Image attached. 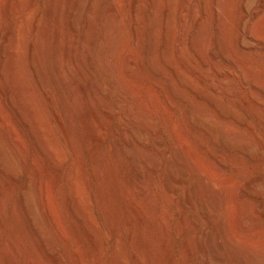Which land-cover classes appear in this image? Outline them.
Segmentation results:
<instances>
[{"label": "rangeland", "instance_id": "374dc122", "mask_svg": "<svg viewBox=\"0 0 264 264\" xmlns=\"http://www.w3.org/2000/svg\"><path fill=\"white\" fill-rule=\"evenodd\" d=\"M65 1L0 0V41L4 39L3 48V44L0 45V92L7 88L14 90L9 95L14 96L13 100L6 94L5 98L0 95V123L4 126L0 129V200L8 192L3 207L6 219L0 225L1 244L6 246L7 230L13 225L24 233L17 208L18 201L27 199L46 239L41 252L35 251V254L31 250L38 258L37 264L39 260L40 264H214L207 256V239L213 230L218 231L217 240L224 239L227 245L225 254H228L222 264H247L245 261L264 264V219L258 215L264 212V57L261 50L264 10L256 19L244 20L239 25L241 34L254 37L250 43L251 53H244L245 56L237 51L233 56L225 52L224 61L208 62L211 72L207 75L192 63L199 77L187 66L181 31L188 25L192 12L197 10L201 14L200 25L205 28L200 27L209 35L213 33L211 0H188L191 4L187 0H172L170 3L169 43L180 45L179 55L186 64L180 69L181 76L193 90L205 96L215 94L229 114V128L238 133L235 140L218 139V149L208 146L209 149L207 145L200 149L195 141L184 135L179 124L192 96L187 92L186 100L177 102L170 111L164 102L168 91L166 79H159L155 84L141 65V43L131 33L132 0L99 1L104 13L102 20L107 19L112 26L105 43L108 59L110 63L117 55L120 62L132 59L136 68L130 67L131 86L123 78L120 64L116 70L101 76L110 86L98 85L97 77L87 70L82 60L84 44L79 36L82 30L76 20L80 7L84 6V17L87 8L95 7V1L75 0L76 6L67 19L65 14H60L64 13L61 7L67 4L62 6ZM165 1L155 0V4L162 2V6H155L159 42ZM147 2L138 0L136 10L139 14ZM227 2L224 9L228 14L220 23L221 30L230 28L240 12L249 17L252 8L250 0ZM16 13L20 15L22 27L14 32ZM60 17L65 19L60 21ZM103 23L97 26L101 31ZM200 27L194 31L193 40L199 37ZM137 29L143 41L144 25L139 23ZM15 37L18 54L11 63L8 47ZM67 39L71 41L68 51ZM56 44L67 54L65 58L60 56L61 63H66L65 77L52 73L54 64L50 55L52 59L56 56ZM33 45L40 68L38 79L28 64V51ZM232 57L236 60V68L228 64ZM168 58L171 64L177 65V53L173 48ZM70 67L75 72H71ZM216 68L228 77L230 86L215 79ZM254 82L262 85L261 94L253 89ZM118 91L121 100L117 99ZM22 102L31 107L32 116L23 112ZM129 113L140 117L144 135L139 137L129 130L126 122ZM33 116L38 120L40 136L32 128ZM214 126L209 123L205 128L213 130ZM127 145L133 147V152L126 148ZM218 162L224 166L220 167ZM71 198L84 208L86 217L77 209L71 213ZM184 217L188 222L183 221ZM8 250V257L3 262L0 260V264H23L24 255ZM46 253L54 260L46 258Z\"/></svg>", "mask_w": 264, "mask_h": 264}, {"label": "bare ground", "instance_id": "6f19581e", "mask_svg": "<svg viewBox=\"0 0 264 264\" xmlns=\"http://www.w3.org/2000/svg\"><path fill=\"white\" fill-rule=\"evenodd\" d=\"M56 1V0H55ZM95 1V7H89L87 8L86 12H85V16L83 17L84 14V6L80 7L81 11L79 13V15H77V22L78 25L80 26V29L82 30L81 35H79L81 37V40L84 44V49H83V53H82V60L84 62L85 67L87 68V70H89L92 74H94L97 77V83L99 86L102 85H108L110 86L111 84L106 81L103 77H101L103 74L107 73L108 71H114V69L116 67H118V64H120L121 66V72H122V76L123 78L126 80V82L128 81L129 84V80L132 78L131 77V66L134 64L132 59L127 58L124 61L122 60V62L118 61L117 56L115 57V60L113 63H110V59L107 51H106V40H107V36L109 33H111L112 31V26L109 25L107 19H105V21L102 20L103 18V11L101 9V7H99V1L100 0H93ZM188 1V0H187ZM227 1L229 0H211V6H210V12L214 18V23L213 24V33L212 34H208L206 33L207 31H205V29L203 30L200 24H201V14L199 11L194 10L192 12V14L189 17L188 20V25L183 28V32L181 31L182 35H183V42L185 45V50H186V55L188 56V62L189 64H187L188 68L190 69L191 73L195 74L196 76L200 77V74L198 73V69H196L194 67L193 64H197L199 70L204 73L205 75L209 74L211 72L210 67H209V61H214L215 63H220L222 61H224V56H225V52L230 53L231 55L234 56V52L236 53L237 51H239L241 54L244 53H251V47H250V43L252 41V39H254V37L250 36V35H243L241 34V32L239 31V25L240 23H242L244 20H249L252 21L254 19H256V17L259 15V13L261 11L264 10V0H250L252 2V8L250 10V14L249 17H245L243 12H240L238 15L237 20L235 21V23L230 27L227 28L226 30H221V24L223 23V21L225 20V15H227L228 13L226 12V8L224 9L226 3H228ZM2 2V1H1ZM49 2V1H48ZM76 1L75 0H70V2L68 3V1L66 0L64 2V4L62 6L65 5V7H61L63 9V14L60 12L61 15L66 16V19L69 17V15H71L74 7L76 6ZM114 2V1H113ZM165 2H167V6H164V8L162 9V40L159 42L157 41V34H156V27H157V23H158V19L156 17L155 14V0H148L147 5L143 8L142 13H138L136 10L137 4H138V0H132L131 2V20L132 23L131 24V33L133 35V37L139 42L140 44V49H141V54H142V58H141V65L146 69L147 73L150 75V77L156 82L155 84H157L159 79H166L167 84H168V91L167 93V100L164 101L166 104V108L169 109L170 111L173 110L174 105L177 102L180 101H185V95L188 92L192 98L191 100L188 102L187 107L185 109V111L183 112V117L181 119V122L179 123L182 131H184V135L187 136V138H189V140H193L195 141V143H197V145L200 147V149H204L205 145H207L206 147H215V149L219 148V144H218V139L220 140H229V139H236L238 137V133L234 132L232 129L229 128V124L230 122L228 121L227 117H228V113L226 112V109L224 107H222L219 103L218 100L216 99L215 94L214 95H210V96H205L203 94H201L200 92L193 90L190 85L188 84L187 80L185 78H183L180 74V69H182L183 67L186 66V64L184 63L183 59L180 57V45L178 42L172 43L170 44L169 41V23H170V16H171V7H170V3L172 2V0H166ZM190 2V1H188ZM241 2V1H240ZM82 3V2H81ZM162 3V2H161ZM159 3L158 5L160 6ZM243 3V2H242ZM92 4V5H94ZM103 4V3H102ZM165 4V5H166ZM191 4V2H190ZM229 4V3H228ZM244 4V3H243ZM14 5V4H13ZM85 5V3L83 4ZM90 5V4H89ZM91 5V6H92ZM164 5V4H163ZM3 6V5H2ZM11 6V5H10ZM101 6V5H100ZM158 6V7H159ZM162 6V4H161ZM15 7V6H14ZM19 7V6H18ZM50 7V4H49ZM157 7V8H158ZM244 7V6H243ZM6 8V7H5ZM54 8V7H53ZM57 8V7H56ZM60 8V10H61ZM160 8V7H159ZM12 9V8H9ZM29 9V8H28ZM113 9V8H112ZM182 9V8H181ZM3 10V9H2ZM17 10V9H15ZM184 10L183 9L180 11L182 12ZM14 11V10H12ZM114 11V9H113ZM10 12V11H9ZM108 12V11H107ZM4 13V12H3ZM29 13V11H28ZM113 13V12H111ZM183 13V12H182ZM227 13V14H226ZM6 14V13H5ZM17 14V13H16ZM185 14V13H184ZM112 15V14H111ZM14 32L18 31L19 27L21 26V19H20V15H14ZM29 16V15H28ZM50 16V15H49ZM60 16V15H59ZM105 16V15H104ZM108 16V15H106ZM105 16V17H106ZM113 16V15H112ZM116 16V15H115ZM229 16V15H228ZM13 18V17H12ZM61 18V17H60ZM229 18V17H228ZM8 19V18H7ZM62 19H65V17L58 19L60 21H63ZM67 21V20H65ZM64 21V22H65ZM96 21H99V23L101 21L100 24L103 23L102 26V31L99 30L97 28L100 27ZM107 21V23H106ZM51 22V21H50ZM26 23V22H25ZM28 23V22H27ZM144 25V40L141 41L140 40V34L138 32L137 26L138 24ZM227 23V22H226ZM63 24V22H62ZM61 25V23H60ZM220 25V26H219ZM202 28H201V27ZM7 27V26H6ZM25 27V26H24ZM30 27V26H29ZM35 27V26H34ZM37 27V26H36ZM200 27L202 30L200 32V35L197 39H192V35L194 33V31L196 30V28ZM116 28V27H115ZM205 28V27H204ZM51 29V28H50ZM55 30V29H54ZM69 30V29H68ZM35 31V29H34ZM200 31V30H199ZM30 32V31H29ZM71 32V31H70ZM81 32V31H80ZM79 32V33H80ZM1 33V32H0ZM23 34V33H22ZM56 34V33H55ZM113 34V33H112ZM124 34V33H123ZM10 35V34H9ZM49 35V34H48ZM22 36V35H21ZM124 36V35H123ZM8 38V37H7ZM48 38V37H47ZM124 38V37H123ZM260 38V37H258ZM56 39V38H55ZM115 39V38H114ZM1 40V39H0ZM4 40V39H3ZM0 41V45L1 43L3 44L4 41ZM58 40V38H57ZM56 40V42H57ZM116 40V39H115ZM260 40V39H259ZM20 41V40H19ZM54 41V40H53ZM108 41V40H107ZM113 41V40H112ZM257 42H259L256 39ZM60 42V41H59ZM111 42V41H110ZM261 42V41H260ZM58 43V42H57ZM80 43V42H79ZM113 43V42H112ZM36 44V43H35ZM38 44V43H37ZM54 44V43H53ZM59 44V43H58ZM56 44V49L57 52L56 56L54 55V58L52 59V55L50 60H52V63L54 64V67H52L51 72L54 73L55 75H59V74H63V76L65 77L64 73H67V71L65 70L66 67H64V65H66L65 61L63 62V64L61 63V61H63L62 57L65 58V53H63V48H61L60 45ZM61 44V43H60ZM66 48L67 51L70 50L71 48V41L70 39H67L66 41ZM128 44V42H127ZM258 44V43H257ZM262 44V43H261ZM11 46L8 47V53L11 56V63H14V59L17 56V49H18V39L15 37L13 39V42L10 44ZM126 45V44H125ZM173 45V47L171 46ZM2 48L4 46L1 45ZM0 46V47H1ZM34 46V45H33ZM46 46V45H45ZM64 46V45H63ZM112 46V45H111ZM114 46V45H113ZM42 47V46H41ZM34 47L31 46L30 50L28 51V56H29V62L28 64L30 65L31 69H33L36 73H37V79L40 76L39 73V67L37 64V59H36V52L34 54ZM110 48V47H109ZM173 48L174 51L177 53V65H173L170 63L169 58H168V53L170 51V49ZM48 49V48H46ZM139 49V50H140ZM37 50V49H36ZM49 50V49H48ZM124 50V49H123ZM261 50L263 53V57H264V46H261ZM82 51V50H81ZM116 51V50H115ZM130 51V50H129ZM128 51V52H129ZM4 52V51H3ZM47 52V51H46ZM45 52V53H46ZM52 52V51H51ZM140 52V51H139ZM119 53V52H118ZM47 54V53H46ZM65 54V55H64ZM115 54V53H114ZM113 55V54H112ZM140 55V54H139ZM246 56V54H244ZM62 56V57H60ZM128 56V55H127ZM38 57V56H37ZM126 57V56H125ZM39 58V57H38ZM121 58V57H120ZM69 59V58H68ZM112 59V58H111ZM1 60V59H0ZM10 60V59H9ZM46 60V59H45ZM44 60V61H45ZM49 60V59H48ZM46 60V61H48ZM49 60L50 64L51 61ZM137 60V59H136ZM190 60V61H189ZM25 61V60H24ZM69 61V60H66ZM139 61V60H138ZM1 62V61H0ZM191 62V63H190ZM69 63V62H68ZM193 63V64H192ZM228 64L232 67V68H236V60L233 59V57L231 59L228 60ZM1 65V63H0ZM49 65V64H48ZM137 65V64H136ZM53 66V65H52ZM134 66V65H133ZM131 67V68H130ZM135 67V66H134ZM141 67V66H140ZM142 67V68H143ZM39 68V69H38ZM44 68V67H42ZM51 68V67H50ZM118 68V69H119ZM136 68V67H135ZM2 69V68H0ZM4 69V67H3ZM70 71L75 72V69L73 67L69 68ZM116 70V69H115ZM120 71V70H119ZM118 71V72H119ZM29 72V71H28ZM43 72V71H42ZM8 73V72H7ZM121 74V73H120ZM5 75V74H4ZM10 75V74H9ZM98 75V76H97ZM119 75V74H117ZM214 77L217 81H219L220 83L230 86V81L228 80V77L221 72V70L219 68H216L214 71ZM9 78V77H8ZM122 78V77H121ZM149 79V78H148ZM3 81V80H2ZM136 81V80H135ZM132 82V81H131ZM7 83V82H6ZM137 83V82H136ZM135 83V84H136ZM9 84V83H8ZM7 84V85H8ZM125 84V83H124ZM138 84V83H137ZM154 84V85H155ZM122 85V84H121ZM14 86V85H13ZM19 86V84H18ZM42 86V85H41ZM127 86V85H126ZM129 86H131L129 84ZM136 86V85H135ZM134 86V87H135ZM253 89L255 90L256 93L261 94L262 91V85H260L259 83H253ZM123 87V86H122ZM226 87V86H225ZM15 88V86H14ZM19 87H17L16 89L18 90ZM21 88V87H20ZM127 88V87H126ZM138 88V87H137ZM6 89V88H5ZM15 89V90H16ZM136 89V88H135ZM13 91V92H12ZM120 91V90H119ZM118 91V92H119ZM135 91V90H134ZM2 92V91H1ZM0 95L1 97L3 96L4 98L6 96H8L7 98L12 99V97H9V95L14 93V90H11L10 88H7L6 90H4V92L1 93ZM16 92V91H15ZM21 92V91H19ZM18 92V93H19ZM140 92V91H139ZM17 93V96H18ZM136 93V91H135ZM6 94V96H5ZM130 94V93H129ZM10 95V96H11ZM140 94H137V96ZM142 95V94H141ZM217 95V92H216ZM20 96V95H19ZM22 96V95H21ZM136 96V97H137ZM16 97V94H15ZM140 98V97H139ZM16 99V98H15ZM117 99L121 100V93H117ZM6 100V99H5ZM19 100V99H18ZM4 101V100H3ZM22 101V100H21ZM25 101V100H24ZM27 101V100H26ZM25 101V102H26ZM7 102V101H6ZM20 102V101H19ZM29 102V101H27ZM4 103V102H3ZM256 107H259V103L257 100H254L253 102ZM21 107L23 108V112L25 111L26 113H30L32 110L30 109L31 107H29V105H27V103H20ZM143 104V103H142ZM139 105V104H138ZM32 106V105H31ZM129 106V105H128ZM7 108V107H6ZM165 109V108H164ZM134 110V109H133ZM131 110V111H133ZM128 112V111H127ZM25 113V114H26ZM33 113V112H32ZM132 113V112H131ZM137 114V113H136ZM30 115L32 116L33 114L30 113ZM30 116V117H31ZM138 115L135 114H130L127 116V127L129 128V130H131L132 134L136 135V136H142L145 133L144 127H142L139 124V119L137 117ZM34 117V116H33ZM29 119V117H28ZM143 119V117H142ZM18 120V119H17ZM6 121V120H5ZM31 121V120H30ZM33 121V126L32 128H34V133L38 134V136H40L41 133L40 128L38 126L37 121L35 120V117L32 119ZM145 121V120H144ZM213 124L215 125L213 130H207L205 128V126L207 124ZM167 124V121H166ZM40 125V124H39ZM124 125V124H123ZM143 125V124H142ZM144 126V125H143ZM179 126V127H180ZM3 125H1L0 123V129H3ZM126 127V126H125ZM9 128V127H8ZM121 128V127H120ZM146 129V128H145ZM33 130V129H32ZM123 130V129H122ZM122 133V132H121ZM100 135V134H99ZM121 135V134H120ZM153 135V134H152ZM12 136V135H11ZM36 137V135H34ZM122 136V135H121ZM42 137V136H41ZM40 137V138H41ZM123 137V136H122ZM121 137V138H122ZM39 138V137H37ZM138 138V137H137ZM154 138V137H153ZM128 139V138H127ZM178 139V137H177ZM8 140V139H7ZM113 140V139H112ZM158 140V139H157ZM39 141V140H38ZM43 141V140H42ZM121 141V140H120ZM128 141V140H126ZM130 141V140H129ZM154 141V140H153ZM160 141V140H159ZM159 141H157V144H159ZM178 141V140H177ZM188 141V140H185ZM230 141V140H229ZM12 142V141H11ZM40 142V141H39ZM133 142V141H132ZM15 143V142H14ZM123 143V142H122ZM17 144V143H16ZM36 144V143H35ZM41 144V143H40ZM46 144V143H45ZM183 144V143H182ZM112 145V144H111ZM133 145V144H132ZM155 145V144H154ZM160 145V144H159ZM196 145V147H197ZM37 146V145H36ZM40 146V145H39ZM137 146V145H136ZM157 146V145H156ZM183 146V145H182ZM180 147V145H179ZM208 147V148H209ZM125 148V147H124ZM129 151H132V148L130 145H127L126 147ZM137 148V147H136ZM181 148V147H180ZM51 149V148H50ZM112 149V148H111ZM174 149V148H173ZM210 149V148H209ZM18 150V149H17ZM159 150V149H158ZM176 150V149H175ZM178 150V149H177ZM38 151V150H37ZM55 151V150H54ZM122 151V150H121ZM163 151V150H162ZM118 152V151H117ZM124 152V151H123ZM127 152V151H126ZM161 152V151H160ZM211 152V151H210ZM249 153H252V151L248 150ZM173 153V152H172ZM22 154V153H21ZM116 154V153H115ZM160 154V153H159ZM158 154V155H159ZM181 154V153H180ZM184 154V153H183ZM52 155V154H51ZM117 155V154H116ZM125 155V154H124ZM129 155V154H128ZM178 155V154H177ZM55 156V155H54ZM208 156V155H207ZM60 157V156H59ZM111 157V156H110ZM119 157V156H118ZM215 157V156H214ZM58 158V157H57ZM61 158V157H60ZM176 158V157H175ZM212 158V157H211ZM56 159V158H55ZM62 159V158H61ZM111 160V159H110ZM214 160V159H213ZM118 161V160H117ZM211 161V160H210ZM218 161V160H217ZM125 162V160H124ZM214 162H216V160H214ZM213 162V163H214ZM112 163V162H111ZM180 163V162H179ZM211 163V162H210ZM61 164V163H60ZM76 164V163H75ZM74 164V165H75ZM118 164V163H117ZM177 164V163H176ZM225 164V163H224ZM175 165V163H174ZM215 165V164H213ZM218 165L220 167H223V163L218 162ZM129 167V166H128ZM201 167V166H199ZM71 168V167H70ZM4 169V168H3ZM6 170V169H5ZM73 170V169H71ZM192 170V169H191ZM74 171V170H73ZM129 171V170H128ZM68 172H70L68 170ZM131 173V172H130ZM69 174V173H68ZM67 174V175H68ZM79 174V173H78ZM77 174V175H78ZM72 177V176H70ZM74 177V175H73ZM76 177V176H75ZM209 177V176H208ZM80 178V177H79ZM203 181V179H202ZM205 183V182H204ZM210 184V183H209ZM74 185V184H73ZM72 185V186H73ZM71 186V187H72ZM177 188V187H176ZM195 189V188H193ZM205 189V188H204ZM74 190V189H73ZM221 191V190H220ZM2 192V191H1ZM202 192V191H201ZM204 192V191H203ZM213 192V191H212ZM8 193V192H7ZM4 194V196L6 197V194ZM190 193V192H189ZM219 193V192H218ZM194 194V193H193ZM199 194V193H198ZM32 195V194H31ZM42 195V194H41ZM77 195V194H76ZM75 196V195H74ZM4 197V198H5ZM73 197V196H72ZM76 197V196H75ZM192 197V196H191ZM220 197V195L218 196ZM229 197V196H228ZM1 198V197H0ZM4 198L0 200V225L2 226L5 222V216L3 213V207L4 206ZM78 198V197H77ZM181 198V197H180ZM183 198V197H182ZM7 199V198H6ZM210 199V198H209ZM18 200V199H17ZM20 200V199H19ZM27 200V199H26ZM26 200H20L18 201L19 205H18V219L20 221V223L22 224V228L24 233H21V231H19V229L13 225L10 228H8L9 230H7L8 234H7V242H6V246H3L0 242V260L3 262L7 257V252H9L8 249H12L13 251L16 252V254L18 253L19 255L21 254L24 255V260H23V264H37L35 262V260L38 258H36L34 255L35 251L38 253L41 252L42 250V245L43 243H46V239L43 238V235L41 234L40 228L38 226V223L35 219V215L34 213L31 211V207L28 204V202ZM190 200V199H189ZM194 200V199H193ZM227 200V199H226ZM48 201V200H47ZM80 201V200H79ZM228 201V200H227ZM84 203V202H82ZM226 203V202H225ZM231 203V202H230ZM41 204V203H40ZM188 204V203H187ZM215 204V202L213 203V205ZM217 204V203H216ZM68 205V204H67ZM86 205V204H85ZM232 205V204H231ZM70 211L72 213V211L74 209H77L76 211L79 212L80 214H83L85 216L86 213H84V208L82 209L80 207L79 202L75 199V198H71V203H70ZM212 206V205H211ZM216 206V205H214ZM229 206V205H228ZM49 207V206H48ZM184 208V207H183ZM50 209V208H49ZM193 210V208H192ZM212 210V209H211ZM231 210V209H230ZM51 211V209H50ZM215 211V209H214ZM217 211V210H216ZM46 212V211H45ZM87 212V211H86ZM74 213V212H73ZM213 213V212H212ZM225 213V212H224ZM37 214V213H36ZM46 214V213H45ZM50 214V213H49ZM76 214V213H75ZM197 214V213H196ZM71 215V214H70ZM228 215V214H227ZM259 217L264 219V212L261 211L259 212ZM56 216V215H55ZM75 216V215H74ZM134 216V215H133ZM198 216V215H197ZM77 217V216H75ZM74 217V218H75ZM86 217V216H85ZM230 218V217H229ZM243 218V217H242ZM76 219V218H75ZM79 219V217L77 218ZM76 219V220H77ZM134 219V218H133ZM183 219V218H182ZM73 221V219H72ZM183 221H186V217H184ZM204 221V220H203ZM219 221V220H218ZM16 222V221H15ZM188 222V221H186ZM225 222V221H224ZM41 223V222H40ZM217 223V222H216ZM181 224V223H180ZM56 225V224H55ZM134 225V224H133ZM212 225V224H211ZM185 226V225H184ZM193 226V225H192ZM56 227V226H55ZM220 227V226H219ZM218 227V228H219ZM193 228V227H192ZM215 228V227H214ZM213 228V229H214ZM222 229V227H221ZM225 229V228H224ZM46 230V229H45ZM58 230V229H57ZM1 232V231H0ZM206 232V231H205ZM213 233H211L210 235H208V248H209V256L208 258L210 259V261H212L214 264H222L224 261V258L226 256L225 254V248H226V243L225 240L223 239L222 241L217 240V236L219 234H216V232L218 231H212ZM66 233V232H65ZM207 234V233H206ZM65 235V234H64ZM221 235V234H220ZM204 236V235H203ZM202 236V237H203ZM206 236V235H205ZM229 236V235H228ZM118 237V236H117ZM233 237V236H232ZM228 239V238H227ZM235 240V239H234ZM145 241V240H144ZM201 241V240H200ZM236 241V240H235ZM234 241V242H235ZM246 241V240H245ZM147 242V241H146ZM150 242V241H148ZM229 242V241H228ZM120 243V242H119ZM118 243V244H119ZM130 244V243H129ZM203 244V243H202ZM205 244V243H204ZM242 244V243H241ZM53 245V244H52ZM51 245V246H52ZM93 245V244H92ZM190 245V244H189ZM199 245V244H198ZM256 245V244H255ZM258 245V244H257ZM261 245V244H260ZM259 245V246H260ZM191 246V245H190ZM264 246V245H263ZM30 247V249L28 248ZM48 247V246H47ZM116 247L117 244H116ZM188 247V246H187ZM246 247V246H245ZM257 247V246H256ZM142 248V247H141ZM151 248V247H150ZM197 248V246H196ZM119 249V248H118ZM189 249V248H188ZM191 249V248H190ZM194 249V248H193ZM199 249V247H198ZM8 250V251H7ZM31 250L34 251L33 255L31 253ZM48 250V249H47ZM46 250V251H47ZM53 250V249H52ZM51 250V251H52ZM138 250V249H137ZM192 250V249H191ZM49 251V250H48ZM190 251V250H189ZM121 252V251H120ZM186 252V251H185ZM227 252V251H226ZM53 253V252H52ZM36 254V253H35ZM136 254V253H135ZM230 254V253H229ZM15 255V254H14ZM14 255L12 257V259L14 258ZM54 255V254H53ZM78 255V254H77ZM187 255V254H186ZM46 258L50 259V261H53L50 255H48L46 253ZM63 256V254H62ZM229 256V255H228ZM35 257V259H34ZM40 257V255H39ZM227 257V256H226ZM17 258V257H16ZM16 258L15 261H16ZM123 258V257H122ZM10 259V258H9ZM46 260V259H45ZM186 260V259H185ZM13 261V260H12ZM40 261V260H39ZM38 263L40 264L41 262ZM79 261V260H78ZM205 261V260H204ZM247 264L248 262L245 261ZM21 263V262H20ZM80 263V262H79ZM124 263V262H123ZM4 264V263H3ZM14 264V262H13ZM46 264V263H45ZM49 264V263H48ZM138 264V263H136ZM140 264V263H139Z\"/></svg>", "mask_w": 264, "mask_h": 264}]
</instances>
